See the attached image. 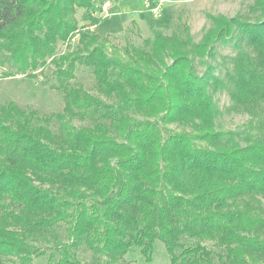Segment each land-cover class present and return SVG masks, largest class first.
Segmentation results:
<instances>
[{"label": "trees", "instance_id": "trees-1", "mask_svg": "<svg viewBox=\"0 0 264 264\" xmlns=\"http://www.w3.org/2000/svg\"><path fill=\"white\" fill-rule=\"evenodd\" d=\"M96 11L0 0L1 78L51 65L64 101L57 113L0 104V264H85L79 252L130 264L134 249L151 262L157 241L170 264H264V0L254 20L208 15L197 43L179 25L123 49L92 30ZM220 45L234 55L220 60ZM224 113L248 119L222 130Z\"/></svg>", "mask_w": 264, "mask_h": 264}, {"label": "rangeland", "instance_id": "rangeland-1", "mask_svg": "<svg viewBox=\"0 0 264 264\" xmlns=\"http://www.w3.org/2000/svg\"><path fill=\"white\" fill-rule=\"evenodd\" d=\"M97 5L96 16L101 20L92 30L101 38L110 36L113 44L124 48L128 44L142 46L144 40L153 37L154 30L171 35L180 25H186L194 41L199 42L207 29L211 27L208 15H225L256 19L249 12L254 0H95ZM110 4L111 7H107ZM161 5V14L154 18L152 8ZM84 10H79L77 18L80 26L87 23L82 21ZM79 37L72 40V48L78 46ZM66 50V45L59 44L58 53ZM217 54L221 57L233 56L234 52L229 45H220ZM219 61V60H218ZM220 62V61H219ZM4 69L0 67V74ZM203 71V67L199 68ZM54 68L48 66L37 77L16 76L1 78L0 76V104L14 103L23 107L30 106L42 113H57L64 109V101L50 85L54 83ZM77 82L88 92L98 95L95 90V77L90 68L78 66ZM215 99L222 111L230 105L227 92H219ZM248 117L242 114L224 113L218 119V126L222 130H232L244 124ZM76 122L77 126L87 124ZM175 130L181 128L173 126ZM264 203V200H263ZM78 256L85 264L93 263L92 254L79 252ZM126 260L130 264H170L164 244L157 241L151 262H146L139 249L132 250ZM34 264H45V260L38 259ZM103 264V263H102Z\"/></svg>", "mask_w": 264, "mask_h": 264}, {"label": "built area", "instance_id": "built-area-1", "mask_svg": "<svg viewBox=\"0 0 264 264\" xmlns=\"http://www.w3.org/2000/svg\"><path fill=\"white\" fill-rule=\"evenodd\" d=\"M107 7H111V5L110 4H107ZM152 14H153V17L154 18H158L159 16H160V14H161V5H156V6H154L153 8H152Z\"/></svg>", "mask_w": 264, "mask_h": 264}]
</instances>
